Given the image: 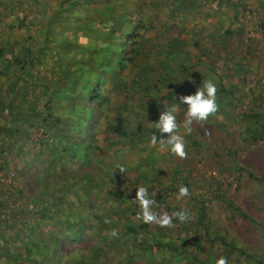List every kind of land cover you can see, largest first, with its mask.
<instances>
[{"label":"trees","instance_id":"16d2710c","mask_svg":"<svg viewBox=\"0 0 264 264\" xmlns=\"http://www.w3.org/2000/svg\"><path fill=\"white\" fill-rule=\"evenodd\" d=\"M188 1L167 0L159 9L150 8L160 11L157 22L145 8L154 0L140 5L127 0L0 2V20L5 22L0 38V137H7L0 142V174L6 177L9 166L15 172L7 182L0 179V264H66L70 255L78 258L76 246L83 242L91 247L90 254L81 257L83 264H215L214 256L226 257L228 264H264L261 253L236 247L218 231L214 236L223 248L216 255L180 237L186 228L203 227L207 213L201 194L193 190L186 203L199 213L186 225L178 219L171 228L145 224L135 219L139 204L128 203L127 181H141L164 211L181 210L162 177L163 168L157 170L153 164L159 155L147 153L150 136L157 131L150 123L158 122L166 105L195 94L196 84L208 80L217 87L216 102L225 104L229 114L242 95H232L226 88L230 75L218 76L217 62L210 61L216 55L224 63L234 53L216 43L214 29L202 37L190 26L187 38H181V12ZM214 2L232 7L229 26L221 31L229 35L241 5L236 0ZM3 5L9 7L8 16ZM10 29H24L16 47ZM244 62V56L235 60L236 68L243 71ZM258 69L263 72L260 65ZM239 105L243 108L242 102ZM248 108L249 123L238 134L242 141L258 142L264 149V105ZM241 111L236 109L232 117H244ZM37 130L40 136L32 137ZM98 130L106 143L100 142ZM11 133L14 138L8 136ZM20 139L29 143L24 146ZM198 143L192 138V146ZM122 149L147 154L141 162H116ZM175 159L172 155L169 163ZM128 191L134 193L135 187ZM119 227L121 236L108 233ZM202 230L201 235L209 236L204 234L207 228ZM13 240L20 241L18 252ZM70 245L74 247L65 252L64 246ZM232 254L238 256L231 258Z\"/></svg>","mask_w":264,"mask_h":264},{"label":"rangeland","instance_id":"374dc122","mask_svg":"<svg viewBox=\"0 0 264 264\" xmlns=\"http://www.w3.org/2000/svg\"><path fill=\"white\" fill-rule=\"evenodd\" d=\"M127 1L128 4L133 2L137 5L141 0ZM144 1L148 3L150 0ZM236 1L239 2L241 6L246 4L249 5L252 10L249 8L251 13L240 12V17L230 23L232 26L229 27V30L231 31V34L229 35H223L221 31L225 29L226 26H229L228 20L230 16L225 12L221 13L223 9L219 8L220 6L217 10L213 9V11L209 0H189L187 3L190 4H188V6L185 7V10L181 12L184 15L182 16L180 13L183 19L180 20L181 18L179 16V20L180 25L183 27L181 38H187V29H192V26L197 27V32L199 35H202V37L211 33L212 31L210 32V30L214 29L216 43L226 45L229 50L234 52V57L227 55L228 60L224 63L219 62L218 56L216 55L212 56L210 61L212 64L217 62L218 76L222 77L220 73L224 75L227 73L230 75L231 78L229 77L227 80L228 84L226 88L231 91L234 97H237L239 95L238 93L242 94L240 95V100L238 102L234 100L235 106L230 109L232 110L230 114L229 111L226 110L225 104H219L218 108H220L218 109V112L209 116L207 121L198 124L194 123L191 134H187L182 127L178 130L181 135L187 136L185 137L187 152L186 159H181L176 156V164L172 162L169 163V158L174 154L170 152V149L159 144L150 146L147 153L155 152L159 155V160L154 161L153 164L156 163L155 168L157 170L163 168L164 172L162 177L165 178L169 186L176 188L175 186L178 185L175 180H172L171 183H169L170 181L166 176L168 168L171 169L174 166L173 171L178 175H174L176 176L175 179L182 178V181L185 178V180L188 179L189 184L187 186L190 189H192V185H196L193 190V194H201L205 204L207 205L205 208L207 213L204 215L205 218L203 220V227L194 226L186 228L185 231L180 234L182 239L186 238V240H194V243H199L200 246L204 248L205 252L210 250L214 255H216L223 248V246L219 243V240H217L214 236L216 235L214 232L218 231L225 236L228 241H232L236 247H242L248 253H261L264 260V149L259 148L258 142L254 143L250 140L242 141L240 135L238 134V132H241V128L244 127L245 124L249 123L247 117L248 113L246 112L249 109L248 106L253 108V104L264 105V78L258 69V64H260L263 69L262 73H264V10H259L261 8L264 9V0ZM166 2L167 0H154V5L152 4V6H150L149 3L147 12L154 17V22L158 21L159 18L157 17L161 16V13L160 11L153 12L150 8L159 9V5L161 3L165 4ZM25 4L23 3V6H25ZM173 4L175 3L173 2ZM15 6H17V8L20 7L19 5ZM210 10L213 12H210ZM5 20H7V18H5L4 21ZM4 24L2 20H0V38L2 37V39L4 38L3 35H5V30L2 29ZM218 29H220V31H218ZM41 31L42 29L38 32L41 33ZM23 33L24 29L9 30L8 35L10 37V41L14 42V47L18 46L19 36ZM148 35L151 37L153 35V31L149 32ZM204 46L206 45L204 44ZM220 50L221 51H218L219 53H217L220 57H222L221 52L224 50L223 48ZM190 52L191 51H189V53ZM193 53L196 54L195 49H193ZM243 56L245 57V62L242 67L243 71L237 73L236 71H240L241 69L238 70L236 68L235 60L240 61ZM186 59H188V57ZM186 59L184 61L188 62ZM184 61L182 63H185ZM203 68L205 69L208 67L205 65ZM6 75L10 76V73L6 72ZM209 77L212 76L210 75ZM198 80L201 79L198 78ZM7 87L8 86H4L5 89ZM228 98H231V96L228 95ZM251 98H256L258 100L252 104L250 103ZM223 101L225 102L224 99ZM241 102L243 108L239 105ZM174 105H179L180 111L182 110L179 114L180 121H182L184 116L183 112L187 109V105L177 102V104L166 105L164 109L170 110ZM236 109L242 111L244 110V117H238V119L235 120L232 116L235 115ZM10 122L11 121H9V123ZM206 132H210L211 135H206ZM12 133L8 136H13L14 138V134ZM40 134L41 130H37L32 133V137L38 138ZM97 134V137L99 139L101 138L100 142L106 143L100 130H98ZM6 138L7 137L3 136L0 137V142L5 141ZM192 138L198 139V145H191ZM22 142L24 146L29 143L28 141L23 140ZM114 147L115 146H113V148ZM136 152H138V150L134 149L127 154V152L122 149V151L118 154L119 157H117L116 162L125 158L130 161L141 162L147 153L144 155H135ZM180 169H182V174H179L181 171ZM155 172L156 170L154 169L153 178L158 177ZM7 173V176L15 174L14 170H12L10 166ZM7 176L5 177L4 174H0V179L7 182L9 179ZM127 182L126 193L130 196L128 203L132 204L133 202L130 201L135 198L137 188L145 186L142 185L141 181H137L135 183L133 181ZM133 186L135 187V191L130 194L128 190ZM177 191L179 192L178 188L176 189V192ZM184 201L186 202V199H184ZM184 201H182V198H175L174 202L179 208L186 210L189 213L191 217L190 220H194L195 216L199 213L198 210L196 211V208L191 204H185ZM160 207L161 206L158 205L154 208V210L159 212L162 209ZM166 211L169 214L174 213L173 209ZM121 220L118 219V222H122ZM190 220L185 222V225L189 223ZM204 227L208 230V232L204 234H209V236L203 234L201 235L203 232L202 228L204 229ZM122 229V227L116 229L118 232L117 236H121L123 234V232H121ZM108 233H111V231ZM211 237L216 239L212 240ZM179 241L177 242L179 243ZM19 245L20 241H12L13 250H17L18 252V250H20ZM72 247H74V245L64 246L65 252ZM24 250L25 249L21 250V252L24 253ZM90 251V242L79 243L76 246V255L78 258H73V256L70 255V257L66 260V264H83L81 257H87V255L90 254ZM131 251L132 250H129V253L131 254L130 256H135L131 253ZM233 255L234 254L231 255V258ZM122 259L125 258L122 257ZM216 259L218 258L214 256L213 262H215ZM241 260L244 261L245 259ZM121 264L148 263L134 261Z\"/></svg>","mask_w":264,"mask_h":264},{"label":"clouds","instance_id":"9594fccd","mask_svg":"<svg viewBox=\"0 0 264 264\" xmlns=\"http://www.w3.org/2000/svg\"><path fill=\"white\" fill-rule=\"evenodd\" d=\"M217 87L213 81H203L202 85L197 88L195 94L179 97V103L187 105V109L183 112V120L178 121L176 113L180 111L179 105H174L170 110L163 111L159 115L158 122L150 123L154 124L157 129L156 132L150 136V142L152 145H161L170 149V152L175 156L186 159V143L184 136L179 134V129L182 127L187 134H191L193 131L194 123H201L207 121L209 116L218 112L217 104ZM206 135H211L210 132H206ZM119 171L124 173L126 169L119 167ZM189 189L185 186L179 188L178 199L189 196ZM138 203L140 206V212L137 213L135 219L142 220L145 224H156L161 228H171L174 219H178L181 223L190 220V215L186 210L169 214L167 211L161 209V211H155L154 208L158 206L155 199L150 198L149 191L145 187H138L135 193V198L130 201ZM108 222V221H106ZM113 237L118 235L117 230L111 231ZM140 239H143L141 234ZM215 264H228L226 257L221 256L216 259Z\"/></svg>","mask_w":264,"mask_h":264},{"label":"crops","instance_id":"0c3cea01","mask_svg":"<svg viewBox=\"0 0 264 264\" xmlns=\"http://www.w3.org/2000/svg\"><path fill=\"white\" fill-rule=\"evenodd\" d=\"M0 2H2V3H4V2H6V0H0ZM142 2V0L140 1V2H138V5H140V3ZM146 2V1H145ZM211 3V5H212V10L214 9H216L217 10V8L219 7L218 5L216 6V4H215V2H214V0H212V1H210ZM6 4V3H5ZM4 4V5H5ZM146 4H148L147 2H146ZM153 5H154V2L152 3ZM258 5H260L259 3H257ZM3 5V6H4ZM7 5H9V3H7ZM241 5V4H240ZM5 7V6H4ZM11 7V6H10ZM148 7H149V5H148ZM145 8H147L146 6H145ZM219 8H222L223 9V11L221 12V13H227V15H231L232 14V7L230 8V6L229 7H219ZM251 9V7L249 6V5H242V6H240V10H242V11H240V12H242V13H245V12H249V13H251V11H250V9ZM257 9H259V8H257ZM212 10H210V12H213ZM252 10V9H251ZM260 11H263L264 9L263 8H261V9H259ZM5 12H6V14H7V16L9 15V7L7 6V7H5V10H4ZM217 13V12H216ZM263 25V24H262ZM232 26V25H231ZM227 27V26H226ZM216 31H217V28H216ZM79 42H82V43H84L85 41H84V39L83 38H80V41ZM258 65H260V64H258ZM237 73H240L241 71H236ZM261 75L262 76H264V73H261ZM230 77V76H229ZM231 78V77H230ZM198 87H200V85L197 83L196 84ZM169 110V109H168ZM182 111V110H181ZM181 111H179L178 113H176V114H180L181 113ZM177 118H179V117H177ZM178 121H180V118L179 119H177ZM174 167V166H173ZM173 167L171 168V169H169L168 171H170L171 173H174V175H177V173H175L174 171H173ZM176 168V167H175ZM181 171H180V173L179 174H182V169H180ZM167 176V175H166ZM178 176V175H177ZM172 177H174V178H172ZM172 177H168V180L170 181L169 183H171V181L172 180H175L176 181V184H178L177 186H175L176 188H174V187H172V186H170V188H171V190H173V192L171 193V195H172V198H176V199H178L177 197H178V191L176 192V189L178 188H180L181 186H184L185 184V187H187L189 190H194V188H195V186L196 185H192V189H190L187 185L189 184L188 183V179L187 180H185V179H183V181H182V178L181 179H175L176 178V176H172ZM172 178V179H171ZM172 188H174V189H172ZM184 199H185V197H183L182 198V201H184ZM202 200H203V198H202ZM185 202V201H184ZM204 204H205V201L203 202ZM185 204H187L186 202H185ZM206 205V204H205ZM207 207V205L205 206V208ZM197 210H199V209H197Z\"/></svg>","mask_w":264,"mask_h":264}]
</instances>
